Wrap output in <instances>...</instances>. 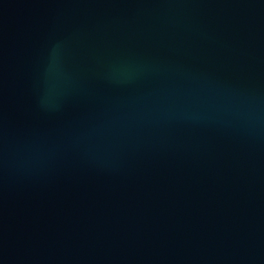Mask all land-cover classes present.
<instances>
[{
  "label": "water",
  "instance_id": "obj_1",
  "mask_svg": "<svg viewBox=\"0 0 264 264\" xmlns=\"http://www.w3.org/2000/svg\"><path fill=\"white\" fill-rule=\"evenodd\" d=\"M0 264H264V0H0Z\"/></svg>",
  "mask_w": 264,
  "mask_h": 264
}]
</instances>
